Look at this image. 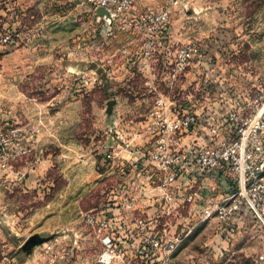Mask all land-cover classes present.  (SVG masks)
Returning a JSON list of instances; mask_svg holds the SVG:
<instances>
[{"label": "rangeland", "instance_id": "374dc122", "mask_svg": "<svg viewBox=\"0 0 264 264\" xmlns=\"http://www.w3.org/2000/svg\"><path fill=\"white\" fill-rule=\"evenodd\" d=\"M154 1L151 6L170 4L171 51L190 41L202 49L173 84L166 79V58L157 53L148 68L137 58L142 34L134 26H108L97 21L96 12L90 14L91 28L84 13L55 27L60 33L77 30L78 36L88 30L90 38L56 42L42 60L31 57L32 49L17 50L22 44L0 47V128L32 120L29 98L50 100L42 103L45 121L31 122L48 135L45 149L36 150L38 160L32 149L9 161L10 168L0 164V245L14 264H103L106 230L99 223L108 217L107 232L115 240L123 236L122 222L132 217L146 218L150 230L180 237L166 262L134 244L116 248L109 264H262L264 233L249 215L203 220L198 205L169 208L159 203L156 191L145 193L143 182L125 181L102 163L122 131L142 130L156 97L217 120L228 111L249 112L264 87V0ZM4 28L21 29L0 22V31ZM74 49L77 60L62 56ZM69 66L85 73L67 71ZM87 78L88 88L81 86ZM192 141L204 142L199 133L185 137V143ZM30 164L35 171H28ZM129 195L132 214L125 207Z\"/></svg>", "mask_w": 264, "mask_h": 264}, {"label": "built area", "instance_id": "2783aa9c", "mask_svg": "<svg viewBox=\"0 0 264 264\" xmlns=\"http://www.w3.org/2000/svg\"><path fill=\"white\" fill-rule=\"evenodd\" d=\"M85 2L93 10L98 7L106 9L118 24L134 26L142 34L140 58L145 68L151 65L157 53L164 51L168 56L164 64L165 75L171 84L202 55L196 41L184 43L171 51L167 34L170 4L146 7L135 13L138 0ZM17 26L21 27L20 31L11 28L0 31V47L7 50L19 44L29 47L43 37L39 23L31 27ZM181 107L167 97L156 98L143 122L147 141L134 147L132 142H124V137L119 136V142L110 144L105 150L103 165L114 168L122 179H139L146 186L145 193L156 191L159 203L169 208L181 204L198 205L203 220L228 221L249 215L264 233V87L251 101L247 113L228 111L214 120L200 118L195 112ZM39 132V127L29 121L0 128L1 166L10 168L9 161L29 155ZM197 133L204 142H184L185 137ZM124 200L125 207L132 214V196H125ZM89 221L94 220L90 217ZM110 221L108 217L99 223V229L106 230L103 244L107 250L99 259L103 264H109L114 250L124 246L122 238L115 240L107 232ZM132 221L134 234L130 237L137 239L138 247L158 253L161 262L169 260L170 252L179 242V235L168 236L150 230L151 223L143 217H132ZM126 224L123 221L118 232H125ZM105 254L108 258H104ZM259 259L264 264V253ZM0 264H14L1 245Z\"/></svg>", "mask_w": 264, "mask_h": 264}, {"label": "crops", "instance_id": "0c3cea01", "mask_svg": "<svg viewBox=\"0 0 264 264\" xmlns=\"http://www.w3.org/2000/svg\"><path fill=\"white\" fill-rule=\"evenodd\" d=\"M156 1L154 0H138L137 4H138V8H146V7H150L152 4H154ZM94 12H96L95 10H93L90 6H88L85 2V0H0V22H2V24H11V25H26V24H37L39 23L40 26H42L44 35L41 39H39L36 44L33 46V48H26V47H22V48H18L17 50L19 51H24V52H28V50L32 49L31 51H33L31 57L34 59H38V60H42L43 58H45L47 55H50V53H53L52 48H55V46L57 45L56 42H65L68 39L75 37L71 40V42H78V40L81 38V40H84V38L87 37V40L90 38V31L87 30V32L84 34H81L78 36L77 34V30L74 33H66V32H59L58 29H55V27H61L63 24H70L71 19H66L69 16L78 14V13H84V15L86 16V28L88 29L89 26L90 28L92 27V21L90 20V14L94 15ZM54 18V19H53ZM97 21L100 22H104L105 24H107L108 26L114 27V28H118L116 21L114 20L113 17H103V16H98L97 17ZM72 25V24H71ZM77 25V23L75 24ZM84 25V23H83ZM54 27V28H53ZM57 30V31H56ZM67 31V30H64ZM73 31V30H72ZM110 39H113V35H109ZM140 39V45H139V49L136 53V56L138 59L140 58V52H141V38ZM169 41L170 37H169ZM36 46V47H35ZM38 48V49H37ZM72 48H75L72 47ZM37 49V50H36ZM15 50V49H14ZM65 54H67L69 57H71L72 59L77 60L78 56H79V50H69L66 52L62 53V56H64ZM162 54V55H160ZM159 56L161 57V59H164L168 56H166L164 51H161L159 53ZM156 60H158V56H156V58H154ZM154 59L151 61L150 64H152L154 61ZM142 61V60H141ZM165 64V63H164ZM139 65H141L140 61H139ZM164 66V65H163ZM79 67L77 68H73L72 66H69L67 68V71L70 70V72H73L74 74H78L77 72H80V74H84V71H79ZM152 67L150 69V71H152ZM141 70H143L141 68ZM111 75V71L108 72V76L110 77ZM82 85L81 86H85L86 88L90 87V79L87 78L86 80H81ZM97 84H101L100 82H98ZM158 98V97H156ZM155 98V99H156ZM154 99V100H155ZM29 100L32 102L30 103V118L33 121H38L41 122L42 120L45 121V109H43L42 107H44L45 105H47L49 103V101L47 102H38L35 98H29ZM154 102V101H153ZM152 102V104H153ZM45 105H43V104ZM71 104V103H70ZM73 104V103H72ZM60 116L63 114V111L61 110L59 112ZM146 117V116H145ZM32 120H30L29 122H32ZM117 124V121H116ZM142 130L141 131H122V133L119 134V136L124 137V142L127 143H131L132 145H134V147L140 146L141 144H143L144 142L147 141V137L144 134L143 131V125L141 126ZM117 132V131H116ZM47 133L46 131H44L42 129L41 133L38 135L37 140L34 141L31 146L33 148V150H35L33 157L35 158L37 155V152L41 153L42 150L45 149L48 137H47ZM50 138V137H49ZM117 142V141H116ZM37 150V152H36ZM123 155L126 156L125 151L122 152ZM31 166V167H30ZM33 166L35 165H29L28 167V171H35V169L33 168ZM12 172L18 173L17 170H13L12 168ZM125 181H127L128 179H137V178H123ZM139 180V179H138ZM129 217V214H128ZM125 223H127L124 228L126 229L125 232H120L121 234H123V236H121L120 238H123V243H124V247H127L129 245H134V244H138L137 243V239L133 240L130 237L132 234H134V225L132 222H130V220H124ZM131 223V224H129ZM121 228V226H120Z\"/></svg>", "mask_w": 264, "mask_h": 264}, {"label": "water", "instance_id": "95a60500", "mask_svg": "<svg viewBox=\"0 0 264 264\" xmlns=\"http://www.w3.org/2000/svg\"><path fill=\"white\" fill-rule=\"evenodd\" d=\"M96 13L99 15V16H103V17H113L112 14L107 11L106 9L102 8V7H98L95 9Z\"/></svg>", "mask_w": 264, "mask_h": 264}, {"label": "bare ground", "instance_id": "6f19581e", "mask_svg": "<svg viewBox=\"0 0 264 264\" xmlns=\"http://www.w3.org/2000/svg\"><path fill=\"white\" fill-rule=\"evenodd\" d=\"M104 258H108V255H107V254H105Z\"/></svg>", "mask_w": 264, "mask_h": 264}]
</instances>
